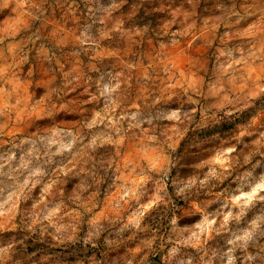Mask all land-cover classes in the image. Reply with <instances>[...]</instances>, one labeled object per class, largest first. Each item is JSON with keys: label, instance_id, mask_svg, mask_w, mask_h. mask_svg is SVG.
I'll use <instances>...</instances> for the list:
<instances>
[{"label": "rangeland", "instance_id": "374dc122", "mask_svg": "<svg viewBox=\"0 0 264 264\" xmlns=\"http://www.w3.org/2000/svg\"><path fill=\"white\" fill-rule=\"evenodd\" d=\"M0 264H264V0H0Z\"/></svg>", "mask_w": 264, "mask_h": 264}]
</instances>
